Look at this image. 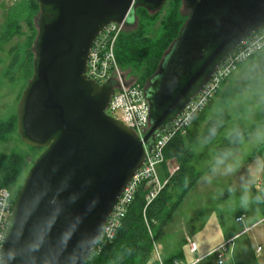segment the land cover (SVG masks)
<instances>
[{
	"label": "water",
	"instance_id": "water-1",
	"mask_svg": "<svg viewBox=\"0 0 264 264\" xmlns=\"http://www.w3.org/2000/svg\"><path fill=\"white\" fill-rule=\"evenodd\" d=\"M35 1L34 74L17 127L22 142L42 152L14 201L0 264H85L145 163L144 143L151 152L227 57L264 28V0H183L190 17L144 88V141L108 115L115 82L90 79L88 61L108 25H130L137 9L157 14L170 0Z\"/></svg>",
	"mask_w": 264,
	"mask_h": 264
},
{
	"label": "rangeland",
	"instance_id": "rangeland-1",
	"mask_svg": "<svg viewBox=\"0 0 264 264\" xmlns=\"http://www.w3.org/2000/svg\"><path fill=\"white\" fill-rule=\"evenodd\" d=\"M26 6L27 0H21L18 3H15L13 0H0V118L2 119H7L9 116L17 114L19 104L18 96L24 86V80H20L16 84L6 82L4 79V71L11 60L9 51L16 47V45H23L26 41L28 35L26 17L29 14L22 12ZM168 7L169 5L165 7L162 17L166 15ZM18 12L20 13L16 17ZM180 12L188 20L191 11L184 3L182 4ZM15 17L16 20L20 21L22 31L25 34L23 37H16L8 43H2V34L8 26V23L15 19ZM137 21L138 17L130 16L128 22L132 26H129L128 30L132 31L137 28ZM156 26L159 28L160 20L156 23ZM20 52H23V48L20 49ZM122 73L132 83H137L139 80V75L133 69L122 70ZM229 79L227 81L230 87L226 90L220 89L219 94L217 93L210 100L205 109L197 115L192 125V127L200 126L202 129V125L205 126L206 124L207 126L212 123L208 133L210 136H215L210 140H205L203 135L199 134L200 139L196 142L195 146L193 145L197 150L195 164L198 171L205 173L206 167L212 164H216L215 166L217 167H215L216 169L213 173H208L207 176L203 175L201 177L202 180L200 179V186H195L193 188L194 190L192 189L190 191L193 196L190 198L189 207L186 208L191 211L193 205H197L198 213L213 209V213L205 221L204 231L200 234L206 245L209 243L212 244L216 237L223 236V234H233L235 236L249 222L238 223L235 220L236 216L240 212H246L250 218H253L261 212V206H264V192L256 189L257 181L264 179V164L263 170L255 171V164L260 165L261 162L264 163V150L254 155L255 150L264 144V52L257 54L255 58L239 66L238 70ZM148 81L144 83V88ZM226 82H224L222 87ZM230 93L232 94L230 95ZM228 99L231 105L224 107L223 101ZM240 129H252L253 131L237 147L231 150L233 152L236 149L233 153H228L230 150H227V147L221 145L222 141L220 139ZM209 141L214 144L212 152ZM187 144L191 145L192 143L187 140ZM11 152H18L26 156L27 162L26 172L10 188L15 193L19 187H22L26 175L32 168L33 162L39 156V153L23 143L19 134H15L8 142L0 143V153L9 154ZM224 154L225 157L223 156ZM219 161L221 163L218 164ZM229 166H235L232 171L234 179L237 178L236 172L239 173L241 171L238 174V179L241 181L238 182L239 187L237 189H233L234 186L230 182V177H227L229 174L227 171ZM245 168L252 169L250 172L252 182L250 183L248 180L250 175L247 171L244 172ZM165 174L163 165H159L158 176L161 183L164 182ZM220 180L222 183H220ZM199 198H202L203 201L197 203ZM259 233L264 234V224L245 236H242L239 241L235 237L224 242H232L230 251L233 250L235 243H243V245H246V250L243 249L241 252V257L238 261L239 264H264V251L261 258H257L258 261H256L254 253L249 252V241H251L252 249L254 250L258 245V241H255V234ZM164 240L165 238H163ZM158 248L164 257L159 243ZM185 248L188 251V247L186 246ZM191 256L192 258L194 257L193 255ZM202 264H218V260L213 256L208 260H204ZM224 264L236 263L230 260Z\"/></svg>",
	"mask_w": 264,
	"mask_h": 264
},
{
	"label": "trees",
	"instance_id": "trees-1",
	"mask_svg": "<svg viewBox=\"0 0 264 264\" xmlns=\"http://www.w3.org/2000/svg\"><path fill=\"white\" fill-rule=\"evenodd\" d=\"M182 4L183 0H170L167 3L169 7L166 15L163 17L167 5L157 14H150L147 10L139 8L135 12V17H138L137 28L130 31L128 27L132 25H126L117 45L116 56L121 70L133 69L139 75L137 85L143 87L146 81L155 76L165 53L177 40L180 30L187 21V18H184L180 12ZM22 12L29 14L26 17L28 35L23 45H16L9 51L11 60L4 71V79L10 84L24 80L18 101L34 74V48L38 35L39 5L35 0H27V6ZM16 17L8 23L3 33L2 43H8L16 37L24 36L21 23L16 20ZM159 20L160 26L157 28L156 23ZM21 48H23L22 53L20 52ZM252 131V129H243L222 137L221 145L227 147V150H230L228 153H231V150L237 147ZM15 134H18L17 114H13L7 119L0 118V143L10 141ZM214 137L210 136V139ZM30 148L39 154L42 152L40 149ZM262 150H264V144L255 150L254 155ZM164 155L166 160L176 158L179 169L173 175L166 173L163 189L149 205H147L146 198L151 187L144 183L138 189L115 237L101 238L85 264H149L152 261L153 247L149 227L156 232L155 238H158L187 195L205 174L196 169L193 163L196 153L186 143V138L183 135L178 134L168 142ZM223 156L225 157V154ZM213 166L214 164L207 167L206 171H209ZM26 168V156L21 153H0V189L11 188L16 184L22 174L26 172ZM20 189L21 187L15 192L16 195ZM258 248L256 254L260 256ZM228 253H230V249Z\"/></svg>",
	"mask_w": 264,
	"mask_h": 264
},
{
	"label": "built area",
	"instance_id": "built-area-1",
	"mask_svg": "<svg viewBox=\"0 0 264 264\" xmlns=\"http://www.w3.org/2000/svg\"><path fill=\"white\" fill-rule=\"evenodd\" d=\"M15 3L21 0H13ZM126 28V23H111L97 37L91 48L87 75L90 79L99 84L108 81L115 82L114 94L111 98L108 115L132 129L144 141V138L151 128L149 119V107L146 99L144 87L130 82L118 65L116 51L119 39ZM264 50V28L244 40L239 47L231 53L223 64L218 68L211 80L204 89L195 97L177 117V119L156 137L153 150L147 152L144 165L136 172L131 182L126 187L121 198L117 202L113 213L104 227L101 238L111 239L115 237L117 229L121 225L122 219L135 199L138 189L147 183L151 189L147 195V205H149L161 192L165 183H161L158 176V166L165 163L164 150L168 142L176 135H186L191 128L197 115H199L219 92L224 82H226L237 70L238 67L253 58ZM169 174L173 175L178 169L177 160L173 159L167 163ZM258 190H264V180L257 182ZM14 195L10 188L0 189V252L3 246L7 225L14 206ZM238 222L243 221V217L237 218ZM149 233L154 245V258L150 264H166L163 259L157 242L154 240V233L149 227ZM100 238V239H101ZM232 242L223 243L212 253L196 257L191 263H185L178 258H173L170 264H202L204 260L214 256L218 264H223L229 252ZM189 252L196 255L197 246L194 241L188 239ZM262 248H258L261 253Z\"/></svg>",
	"mask_w": 264,
	"mask_h": 264
},
{
	"label": "crops",
	"instance_id": "crops-1",
	"mask_svg": "<svg viewBox=\"0 0 264 264\" xmlns=\"http://www.w3.org/2000/svg\"><path fill=\"white\" fill-rule=\"evenodd\" d=\"M1 49H2V47H1ZM263 52H264V50L262 52H260V54H262ZM253 58H255V56ZM253 58H251V59H253ZM251 59H249V60H251ZM228 81L221 88V90L222 89L226 90L227 88L230 87V85H228V83H229ZM219 92H218V94H219ZM232 93H230V95ZM230 105H231V102L229 99L223 101L224 107H226V106L229 107ZM208 127H209V125L206 126V124H205V126L202 125V129L200 128V126L199 127H192L191 126V128L188 130L187 134L184 135L186 138V143H187V140L191 141L192 144L190 146L194 149V151L196 153V157L193 161L195 167H197L195 164V160L197 158V150L194 148V146L196 145V142L200 139L199 134H202L203 138L205 140H210V134L207 131ZM240 130H242V129H240ZM237 131H239V130H237ZM237 131H234V132H237ZM234 132H232V133H234ZM229 135H227V136H229ZM209 143H210V141H209ZM213 146H214V144L210 143L211 152L213 151ZM257 156H260V155H257ZM173 159L177 160L176 158H172V159L166 160L165 163L161 164V165H163V167H165L164 168V169H166L165 172L168 175H170V174H169V169H168L167 163ZM177 162H178V160H177ZM219 163H221V161H219L218 164ZM263 164H264L263 162H261L260 165L255 164V171L263 170ZM215 165L209 171H206L204 176H207L208 173L209 174L213 173L216 169L215 167H217ZM207 167H209V166H207ZM232 168L234 169L235 166H233ZM244 170H245L244 172L247 171L250 175L249 179H248L249 183L252 182V177H251V173H250L252 169L251 168H248V169L245 168ZM160 172L163 175L161 170H160ZM239 173H241V171ZM239 173L236 172V174H237L236 179L233 178L232 171L229 172V174L227 175V177H230L229 178L230 182H232V185L234 186L233 189H237L239 187L238 182L241 181L240 179H238ZM165 178H166V174H165ZM165 178H164V182L166 181ZM201 180H199L195 186H200ZM259 180H261V179H259ZM220 183H222L221 180H220ZM256 185H257V183H256ZM256 189H258L257 186H256ZM261 192H264V190H261ZM192 196H193V194H191V192L187 195L184 202L181 204V206L178 208V210L172 216L171 220L163 228V230H162V232L158 238H155L156 232L152 229L153 233H154V238H155L154 240L157 242V244L159 243V246L161 247V249L163 251V255H164V257L163 256L162 257L166 261V264H170V262L173 258H178L185 263H191L192 261L195 260L196 257H200V256L207 255V254L211 253L216 248H218L220 246V244L224 243L225 241H229L230 239L235 238V237H236V240L239 241L242 238V236H245L249 232L253 231L254 229H256V228L260 227L262 224H264V223H262V222H264V206H261V212L259 214L255 215L253 218H250L246 212H240V214L238 216H236V218H235L236 222H238L237 218H239V217H243V221L238 222V223H246L247 221H249L246 223L247 225H245L244 228L241 229L240 232L236 233L235 236H233V234H228V235L223 234V236L216 237L215 240L212 242V244L209 243L208 245H206L203 237L200 234L204 231L205 221L207 218H209L211 216V213H213V211H212L213 209L212 210L210 209L207 212L198 213L197 205H193L192 210L189 211L186 208L189 207L188 204H190L189 202H190V198ZM202 201H203V199L199 198L197 203H200ZM215 234H217V233H215ZM163 238H165L164 241H163ZM189 238H191L194 241V243L196 244V246L198 248L197 253H196V255H193L194 256L193 258L191 256L192 254L190 252H188L189 251V246H188V239ZM195 238H196V240H195ZM255 239H256L255 241H258L257 242L258 245L253 250L251 241H249V252L250 253L253 252L254 256L256 258V261H258L257 258H261L262 253L264 251V247H263L264 246V234H262V233L255 234ZM186 246L188 247V251L185 248ZM259 246L262 247V252H261L260 256H257L256 252H257V248ZM152 247H153L152 258H154L153 241H152ZM246 248H247L246 245H243V243H235L233 250H231L230 253H228V255H227V261L231 260V261H234L236 264H239L238 261H239V258L241 257V252L243 249L246 250ZM227 261L225 263H227Z\"/></svg>",
	"mask_w": 264,
	"mask_h": 264
},
{
	"label": "flooded vegetation",
	"instance_id": "flooded-vegetation-1",
	"mask_svg": "<svg viewBox=\"0 0 264 264\" xmlns=\"http://www.w3.org/2000/svg\"><path fill=\"white\" fill-rule=\"evenodd\" d=\"M134 17H135V16H134ZM135 18H136V17H135ZM167 52H168V51H167ZM172 72H173L172 70H171V71H169V72H167L166 76H168V77H169V76H170V74H171ZM11 192H12V194L14 195V197L18 195V194L16 195V194H15V193H14L12 190H11ZM15 198H16V197H15Z\"/></svg>",
	"mask_w": 264,
	"mask_h": 264
},
{
	"label": "clouds",
	"instance_id": "clouds-1",
	"mask_svg": "<svg viewBox=\"0 0 264 264\" xmlns=\"http://www.w3.org/2000/svg\"><path fill=\"white\" fill-rule=\"evenodd\" d=\"M227 171L228 172H231V171H233V168L231 166H229L228 169H227Z\"/></svg>",
	"mask_w": 264,
	"mask_h": 264
}]
</instances>
